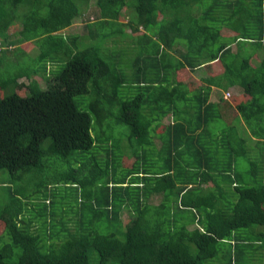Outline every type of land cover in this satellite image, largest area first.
Wrapping results in <instances>:
<instances>
[{"label":"trees","instance_id":"trees-1","mask_svg":"<svg viewBox=\"0 0 264 264\" xmlns=\"http://www.w3.org/2000/svg\"><path fill=\"white\" fill-rule=\"evenodd\" d=\"M88 1L0 0V169L21 183L0 211V264H260L264 0H208L203 9L206 0H95L87 32L63 33ZM205 66L219 72L195 84ZM212 87L229 97L209 100ZM117 126L129 147L120 163H100L97 150L118 147ZM59 185L75 189L77 218L56 217ZM38 193L43 206L31 203L39 212L25 216ZM44 230L58 248L41 249Z\"/></svg>","mask_w":264,"mask_h":264},{"label":"rangeland","instance_id":"rangeland-1","mask_svg":"<svg viewBox=\"0 0 264 264\" xmlns=\"http://www.w3.org/2000/svg\"><path fill=\"white\" fill-rule=\"evenodd\" d=\"M229 1H233V0H229ZM209 3H210V1H208V0L203 1L199 5V7H202V9H203L204 7H208L209 6ZM81 4H83L81 6L82 15L80 17L76 18L68 28L64 29L62 31L63 33H82V32L83 33H86L87 30L84 29V26H83L84 23L86 21H89V20H94L97 17L96 16L97 15V8L95 6V0H89L87 4L84 3V2H82ZM78 5L80 7V3L79 2H78ZM195 12L197 13L198 10H196ZM200 13H201V10H199V12L197 14H200ZM127 14H128V12L125 13V10H123V13H122L120 19L126 21L127 20L126 19V15ZM17 23H16V25H12L10 27V31L17 30V28H18ZM127 31L130 32V29L127 28ZM222 31L225 32V33H228L230 30L229 29H225V30H222ZM232 49L233 50L236 49V44H232ZM17 52L19 53V51H17ZM30 52L31 53H28L29 54V57L31 59L32 58L35 59L37 53L35 55H33L34 49H32ZM101 56L104 57L107 61H109V63L112 62V59H111L112 54H109L108 55V54H104L102 52L101 53ZM26 57L28 58V60L19 57L18 60L16 61V63L13 64V66L16 68V67L21 66L23 64V62H25V63L31 62V59H29L28 56H26ZM255 59L257 60L258 58L255 57ZM206 67L207 68H211V67L205 66V68ZM54 68L55 67H53V69ZM58 68L59 67H56V69L53 70V73L56 72L58 70ZM202 68H204V67L198 68L196 71L193 72V76H194L193 77V80L194 81L197 82V80L200 77L201 72H202V70H200V69H202ZM22 79H19V80H22ZM37 80L41 83L42 86H44V81L41 78H39L38 76H37ZM213 90L214 91H212L213 92L212 93V98H215L214 97V96H216L215 89L213 88ZM236 90H237L236 88H234V89L233 88H230L229 89V92L232 94ZM224 92H223L224 93L223 95H225V98H228L229 97L228 94L226 93V91H224ZM129 95H133V93L131 92V94H129ZM83 98H84V96H80V95L79 96H76L75 101L78 104L79 109L88 111V99L85 97L86 98V101H83ZM215 126L218 127V124H214V127ZM216 130H219V128H216ZM160 131H162V130H160ZM218 134H219V132H218ZM93 135H94V133H93ZM113 139H114V142L118 145V147L113 148V151H108L107 148L104 147V146H102V148H100L99 150H97L96 155H97L98 159H100L99 160L100 163L104 162L103 160L107 157V155L116 158L117 162L120 163L118 160L120 159V156L123 155V151L122 150L124 148L126 149V148L129 147V146H127L128 145V139H127V129H126L125 126H122V127H120V126L118 127L117 126L114 129ZM156 139H159V137L156 138ZM251 144L253 145V142H251ZM89 151L90 150H87V151H84V152H80L81 157L78 160H76L77 158H75L74 156H70V158L63 163V166L67 167L69 165H77L78 162H81L80 160L82 159V157L88 156ZM131 161H132L131 158H129V161H127V162L130 163ZM124 162L126 163V161H124ZM240 166L242 168H246L247 162L244 159H240ZM118 174H119V171H118ZM26 178H28V177H25L24 180H26ZM40 178L38 177V178H35L33 180L39 181ZM31 182H32V180H31ZM31 182H30V184H27L26 185V187H28V186L30 187V188L27 189L28 192H30L33 189ZM17 184H18V187L21 186L20 185L21 184L20 181L18 183H15V182H13L10 179V175L7 172V170L0 169V211H1V208L5 205V203L10 198L9 189L12 188V190H13L17 186ZM58 187L60 189H58L57 191L60 194H62L64 196V198L61 199L63 201L61 202V204L58 205V207L57 206L55 207L53 205V209L58 214V216H56V217H59L61 219H67L68 217H71V218H74V219L77 218V217H75V214H74L76 212H72V210L70 209L71 205H75L77 210H79V207H80L79 206L80 205V202H77V197H76L77 195H76L75 189L74 188L64 187L63 185H61V186L59 185ZM40 189H41V191H45V189L43 187H40ZM53 191H54V189H53ZM53 191L51 190L52 193H53ZM47 194H48V192H47ZM33 198H31L30 201H27V206L29 205L30 208H31L32 205H30V204L33 203V202H35L41 208L43 206V202H44V200H43L44 197H43L42 193H40L38 195V197H33ZM37 199H39V200L37 201ZM151 200L154 201L155 199L153 198ZM58 202H60V198H58ZM32 208H34L33 212L30 213V211H25L26 212L25 213V216H31V215L36 216L37 215V212H39V209L37 208V206H34L33 205ZM62 208H64V209H62ZM129 217H130V215L127 212H122L121 218H123L124 221H125L126 218H129ZM36 224L38 225V223H36ZM33 228H37V226H33ZM2 229H3L2 223H0V233H2ZM98 229H99L98 231L100 233H105L107 231V229L104 228L101 225L98 227ZM38 233H40V236L42 238V241L44 242V243L42 242V248H41L43 251H49L52 247L58 248L59 242H54L53 241L52 243L49 244V240H47L45 234L43 232H38ZM6 238L7 237H5V239ZM90 254H91L90 257H91L92 261L96 262L98 260V256L95 253V251L92 250L90 252ZM253 261L258 262L260 264H263L264 263V254L261 256V258H258L257 257ZM208 264H217V262L213 261V262H210Z\"/></svg>","mask_w":264,"mask_h":264},{"label":"crops","instance_id":"crops-1","mask_svg":"<svg viewBox=\"0 0 264 264\" xmlns=\"http://www.w3.org/2000/svg\"><path fill=\"white\" fill-rule=\"evenodd\" d=\"M16 25V24H15ZM18 26V25H17ZM23 46H24V43H23ZM27 51H29V53H31L30 51L32 50V49H34V53H33V55H35L36 53L38 54V49H37V47L36 46H34L33 44H30L27 48ZM202 70V72H201V75H203V74H208V72L210 71H213V72H219L218 71V69L217 70H215V68L214 67H211V68H202L201 69ZM193 74V73H192ZM200 75V76H201ZM37 77V76H36ZM194 77V76H193ZM40 78V77H39ZM194 83L195 84H202L203 82H201V80H200V77L198 78V80H197V82L196 81H194ZM213 88L215 89V93H216V96H214L215 98H212V91H214L213 90ZM220 91H221V89H219V88H216V87H212V89H211V91H210V93H209V100H215V99H218L220 96H221V94L223 95L225 92L224 91H221V93H220ZM224 92V93H223ZM223 97H225V95H223ZM165 120H167V118L165 119ZM156 138H158V137H156ZM158 141H160V139H157ZM131 157V156H130ZM132 158V157H131ZM122 212H127L129 215H130V211L128 210V209H122ZM122 212H121V214L120 215H122ZM131 216V215H130ZM122 220H123V218H122ZM127 220H128V218H126L125 219V221L123 220V222L124 223H126L127 222ZM33 226H37V224L35 225H33ZM32 229L33 230H35L36 228H33L32 227ZM41 232H43V233H47L45 230L44 231H41Z\"/></svg>","mask_w":264,"mask_h":264}]
</instances>
